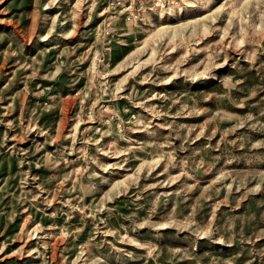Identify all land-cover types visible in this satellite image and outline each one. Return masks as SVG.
Listing matches in <instances>:
<instances>
[{"label":"rangeland","instance_id":"1","mask_svg":"<svg viewBox=\"0 0 264 264\" xmlns=\"http://www.w3.org/2000/svg\"><path fill=\"white\" fill-rule=\"evenodd\" d=\"M0 264H264V0H0Z\"/></svg>","mask_w":264,"mask_h":264}]
</instances>
